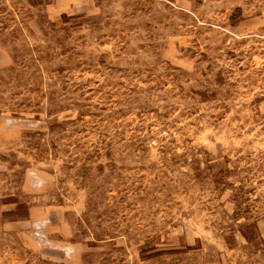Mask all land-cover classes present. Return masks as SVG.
Wrapping results in <instances>:
<instances>
[{"label":"rangeland","instance_id":"1","mask_svg":"<svg viewBox=\"0 0 264 264\" xmlns=\"http://www.w3.org/2000/svg\"><path fill=\"white\" fill-rule=\"evenodd\" d=\"M0 264H264V0H0Z\"/></svg>","mask_w":264,"mask_h":264}]
</instances>
